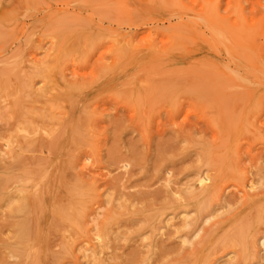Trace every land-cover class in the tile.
I'll list each match as a JSON object with an SVG mask.
<instances>
[{
  "label": "rangeland",
  "instance_id": "374dc122",
  "mask_svg": "<svg viewBox=\"0 0 264 264\" xmlns=\"http://www.w3.org/2000/svg\"><path fill=\"white\" fill-rule=\"evenodd\" d=\"M0 264H264V0H0Z\"/></svg>",
  "mask_w": 264,
  "mask_h": 264
},
{
  "label": "bare ground",
  "instance_id": "6f19581e",
  "mask_svg": "<svg viewBox=\"0 0 264 264\" xmlns=\"http://www.w3.org/2000/svg\"><path fill=\"white\" fill-rule=\"evenodd\" d=\"M90 158V157H89ZM209 179V176L207 175V176H205L204 178H202L201 179V182H204L205 180H208ZM4 180V179H3ZM254 185L253 184H251V187H253ZM201 205H204L205 206V203L204 204H201ZM201 205H199V206H201ZM204 206H202V207H204ZM201 208V207H200ZM23 228V227H22ZM21 229V228H20ZM25 230V229H24ZM22 235H24L23 233H22ZM17 251V250H16Z\"/></svg>",
  "mask_w": 264,
  "mask_h": 264
}]
</instances>
